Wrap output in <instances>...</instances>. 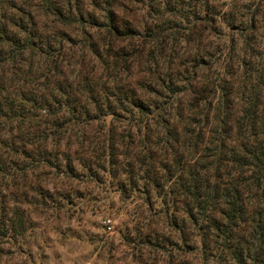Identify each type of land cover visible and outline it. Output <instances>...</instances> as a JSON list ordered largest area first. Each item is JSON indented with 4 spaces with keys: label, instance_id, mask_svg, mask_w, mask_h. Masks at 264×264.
Returning <instances> with one entry per match:
<instances>
[{
    "label": "trees",
    "instance_id": "obj_1",
    "mask_svg": "<svg viewBox=\"0 0 264 264\" xmlns=\"http://www.w3.org/2000/svg\"><path fill=\"white\" fill-rule=\"evenodd\" d=\"M172 11L150 7L141 29L121 0H0V238L28 223L6 205V178L40 192L35 171L73 172L76 147L148 207L160 198L181 240L165 264L187 249L198 264H264V67L239 85L211 78L209 16L179 26ZM122 110L142 139L113 125ZM95 119L104 130L85 136Z\"/></svg>",
    "mask_w": 264,
    "mask_h": 264
},
{
    "label": "rangeland",
    "instance_id": "obj_2",
    "mask_svg": "<svg viewBox=\"0 0 264 264\" xmlns=\"http://www.w3.org/2000/svg\"><path fill=\"white\" fill-rule=\"evenodd\" d=\"M121 1L135 11L132 19L141 29L144 22L152 20L147 14L150 7L173 9L170 17L179 26L185 23L184 18L196 22L208 15L209 29L204 32V40L208 39L207 51L213 62L209 69L211 78L226 72L239 85L264 67V0ZM179 9H183L184 16ZM251 19L255 21L254 30L247 29ZM243 34L248 35L247 40ZM71 35L76 39L75 34ZM78 54L79 51L75 56ZM72 55H68L66 63L72 61ZM127 116L123 111L113 125L118 131L130 130L142 139L144 131L137 134L138 127ZM102 124L95 119L84 135L104 130ZM77 151L73 147L69 152L73 161L71 173H67L63 162L56 169L35 171L43 186L40 192L22 187L16 193L6 178L8 185L1 188L6 205L8 209H25L28 223L21 235L0 238V264H165L168 251L181 253L173 246L178 241L175 229L158 214L160 198L152 195L154 207H148L145 193L140 188L132 190L126 176L109 173L108 166L91 162L86 153ZM6 159L7 168L8 155ZM107 219L112 221L111 230L105 225ZM153 240H158L159 248L148 244ZM187 250L184 249L185 264H198L197 252Z\"/></svg>",
    "mask_w": 264,
    "mask_h": 264
},
{
    "label": "built area",
    "instance_id": "obj_3",
    "mask_svg": "<svg viewBox=\"0 0 264 264\" xmlns=\"http://www.w3.org/2000/svg\"><path fill=\"white\" fill-rule=\"evenodd\" d=\"M105 225H106V227H107L108 230H111L112 227H113L111 219H107L105 221Z\"/></svg>",
    "mask_w": 264,
    "mask_h": 264
}]
</instances>
